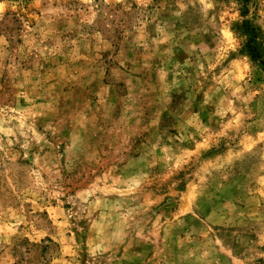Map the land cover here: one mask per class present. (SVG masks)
<instances>
[{"label": "rangeland", "instance_id": "rangeland-1", "mask_svg": "<svg viewBox=\"0 0 264 264\" xmlns=\"http://www.w3.org/2000/svg\"><path fill=\"white\" fill-rule=\"evenodd\" d=\"M0 264H264V0H0Z\"/></svg>", "mask_w": 264, "mask_h": 264}, {"label": "trees", "instance_id": "trees-1", "mask_svg": "<svg viewBox=\"0 0 264 264\" xmlns=\"http://www.w3.org/2000/svg\"><path fill=\"white\" fill-rule=\"evenodd\" d=\"M239 1H240V3L243 6L244 14H246V12L248 10V5H249V3H250L251 0H239ZM246 30H248V31L251 30L248 24H247Z\"/></svg>", "mask_w": 264, "mask_h": 264}]
</instances>
